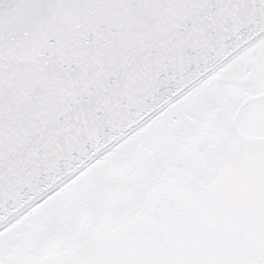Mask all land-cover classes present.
<instances>
[{"label": "snow or ice", "instance_id": "1", "mask_svg": "<svg viewBox=\"0 0 264 264\" xmlns=\"http://www.w3.org/2000/svg\"><path fill=\"white\" fill-rule=\"evenodd\" d=\"M0 264H264V0H0Z\"/></svg>", "mask_w": 264, "mask_h": 264}]
</instances>
